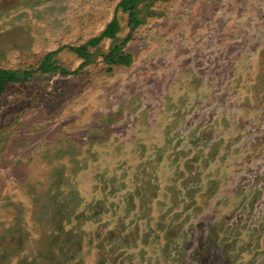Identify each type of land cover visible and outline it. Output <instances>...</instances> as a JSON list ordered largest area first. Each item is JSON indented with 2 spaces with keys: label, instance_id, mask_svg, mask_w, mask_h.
Returning a JSON list of instances; mask_svg holds the SVG:
<instances>
[{
  "label": "rangeland",
  "instance_id": "rangeland-1",
  "mask_svg": "<svg viewBox=\"0 0 264 264\" xmlns=\"http://www.w3.org/2000/svg\"><path fill=\"white\" fill-rule=\"evenodd\" d=\"M119 2L0 0V264H264V0L145 1L82 65Z\"/></svg>",
  "mask_w": 264,
  "mask_h": 264
},
{
  "label": "trees",
  "instance_id": "trees-1",
  "mask_svg": "<svg viewBox=\"0 0 264 264\" xmlns=\"http://www.w3.org/2000/svg\"><path fill=\"white\" fill-rule=\"evenodd\" d=\"M150 1V0H120L118 7H120L124 12L128 13L129 16V26L131 28L130 33L125 36L120 42H118V32L121 30V24L118 18L115 16L105 27L101 34L90 38L84 44L78 46H69L71 50L76 52L80 57L84 59L82 65L91 61L90 47L97 46L104 38H111L113 41L107 52L103 54V58L106 63L109 64V68L114 65H129L132 62V55L124 50V46L132 38V32L139 25H141L144 20L139 16L140 9L139 4ZM57 53V51L48 52L42 59L39 70L44 73L52 72L58 69L60 66L55 64L52 57ZM63 72H67L64 70ZM33 74V70H15L0 67V95L4 92L6 84L8 81H20L27 80Z\"/></svg>",
  "mask_w": 264,
  "mask_h": 264
}]
</instances>
